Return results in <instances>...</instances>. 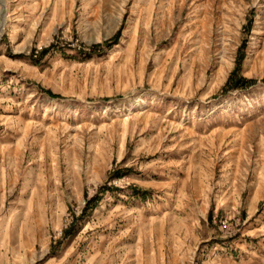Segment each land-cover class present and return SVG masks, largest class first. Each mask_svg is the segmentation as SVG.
<instances>
[{
    "label": "rangeland",
    "instance_id": "374dc122",
    "mask_svg": "<svg viewBox=\"0 0 264 264\" xmlns=\"http://www.w3.org/2000/svg\"><path fill=\"white\" fill-rule=\"evenodd\" d=\"M2 23L0 264H264V0H0Z\"/></svg>",
    "mask_w": 264,
    "mask_h": 264
},
{
    "label": "trees",
    "instance_id": "16d2710c",
    "mask_svg": "<svg viewBox=\"0 0 264 264\" xmlns=\"http://www.w3.org/2000/svg\"><path fill=\"white\" fill-rule=\"evenodd\" d=\"M249 81H246L245 79H237L235 78L234 74H231V76L228 78L226 85H225V89H233V88H240V87H244L246 83H248ZM92 201L90 200L87 205H89Z\"/></svg>",
    "mask_w": 264,
    "mask_h": 264
},
{
    "label": "bare ground",
    "instance_id": "6f19581e",
    "mask_svg": "<svg viewBox=\"0 0 264 264\" xmlns=\"http://www.w3.org/2000/svg\"><path fill=\"white\" fill-rule=\"evenodd\" d=\"M2 15H3V11H2L1 17H2ZM3 26H4V23H2L1 26H0V34H1L2 31H3Z\"/></svg>",
    "mask_w": 264,
    "mask_h": 264
}]
</instances>
